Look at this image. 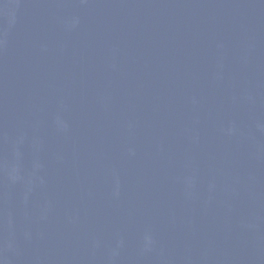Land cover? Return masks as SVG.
Instances as JSON below:
<instances>
[{
    "label": "water",
    "instance_id": "obj_1",
    "mask_svg": "<svg viewBox=\"0 0 264 264\" xmlns=\"http://www.w3.org/2000/svg\"><path fill=\"white\" fill-rule=\"evenodd\" d=\"M0 264H264V0H0Z\"/></svg>",
    "mask_w": 264,
    "mask_h": 264
}]
</instances>
